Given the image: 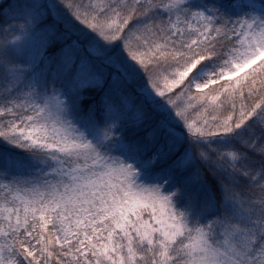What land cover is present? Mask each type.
<instances>
[{"label":"snow or ice","instance_id":"snow-or-ice-1","mask_svg":"<svg viewBox=\"0 0 264 264\" xmlns=\"http://www.w3.org/2000/svg\"><path fill=\"white\" fill-rule=\"evenodd\" d=\"M0 264H264V0H0Z\"/></svg>","mask_w":264,"mask_h":264}]
</instances>
